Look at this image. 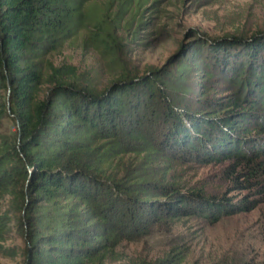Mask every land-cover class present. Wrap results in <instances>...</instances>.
<instances>
[{"label": "trees", "instance_id": "trees-1", "mask_svg": "<svg viewBox=\"0 0 264 264\" xmlns=\"http://www.w3.org/2000/svg\"><path fill=\"white\" fill-rule=\"evenodd\" d=\"M88 2L0 0V128L8 114L17 122L15 135L0 138V200L10 195L21 213L25 264L100 263L156 222L194 215L213 223L251 208L246 197L181 191L151 171L155 161L167 170L221 156L250 165L246 175L264 164L257 161L264 144L239 150L251 132L264 135V32L212 43L196 38L178 62L122 73L96 90L74 66L44 60L83 25ZM108 36L100 31L99 39L111 48ZM214 77L228 83L225 96L208 94ZM145 124L153 127L148 139ZM124 153L139 158L121 175L107 172ZM9 223L0 216V241Z\"/></svg>", "mask_w": 264, "mask_h": 264}, {"label": "rangeland", "instance_id": "rangeland-1", "mask_svg": "<svg viewBox=\"0 0 264 264\" xmlns=\"http://www.w3.org/2000/svg\"><path fill=\"white\" fill-rule=\"evenodd\" d=\"M85 16L76 33L44 60L54 66H74L81 82L96 90L122 73L139 76L150 68L178 62L182 55L188 56L190 43L196 38L212 43L225 36L264 32V0H89ZM100 31L112 37L106 44L111 48L99 39ZM193 74L190 78L196 83L192 85L199 89L200 77ZM212 81L211 96L229 92L226 81L217 77ZM251 124L249 120L245 126L250 128ZM143 126L147 139L154 136L153 127ZM16 130L17 122L8 114L0 138L13 136ZM248 135L251 140L242 142L239 150H260L264 135L253 136L254 131ZM220 157L206 163L176 162L167 170L155 161L151 171L176 181L181 191L198 189L207 196H225L233 202L246 197L251 200L250 209L223 215L213 223L194 215L156 222L144 229L145 233L136 232L121 240L112 254L95 264H264V164L246 175L250 165L247 169ZM138 158L124 153L106 170L121 175L123 166L134 165ZM262 160L260 154L257 161ZM10 203V195L0 200V216H9L11 228L0 245L14 255L1 251L0 264H25V239L16 221L21 213L14 212Z\"/></svg>", "mask_w": 264, "mask_h": 264}]
</instances>
